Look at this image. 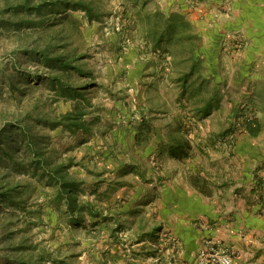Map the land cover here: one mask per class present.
I'll return each instance as SVG.
<instances>
[{
    "label": "rangeland",
    "instance_id": "1",
    "mask_svg": "<svg viewBox=\"0 0 264 264\" xmlns=\"http://www.w3.org/2000/svg\"><path fill=\"white\" fill-rule=\"evenodd\" d=\"M5 1L14 3L0 0V128L21 125L17 121L28 119L33 134L53 158L71 159L69 172L82 182L78 199L92 203L100 217L84 215L79 226L68 227L66 218L46 202L45 193L51 190L29 178L33 184L28 203L39 209L40 218H33L26 228L20 213L13 217L10 208L0 207V264H14L11 249L21 244H26L25 253H33V258L44 253L46 264H192L183 260L182 253H158L159 238L158 243L152 240L148 231L156 213L151 214L150 205L148 212L143 208L154 202L163 181L168 182L163 171L183 169L184 165L167 159L166 153L158 150L165 142L158 141L167 142L180 129L179 135L190 142L194 156L199 153L206 169L215 171L218 156L222 170L226 160L238 164L241 157L234 148L239 139L249 136L245 124L263 125L259 117L263 109L258 103L264 100V82L256 83L254 97H240L246 90L244 82L216 84L211 76H203L204 57H197L200 41L191 28L194 46L190 60L177 44L162 43L167 55L152 50L149 33L156 25L157 32H162L165 17L180 12H167L163 0H84L94 6L100 20L89 23L81 11L67 8L62 13L54 8L51 13L44 12L53 18L46 19L41 28L21 31L11 26L17 19L5 13ZM45 42L51 45L50 53L56 50L68 57L78 56L75 67L82 69V76L71 70L63 82L85 91L90 104L83 119L85 130L70 133L47 125L71 112L75 101L56 98L45 81L49 69L30 54L32 49H43ZM221 48L226 56L235 57L244 49V42L240 38L230 43L223 40ZM194 63L189 87L182 94L177 80L181 73H189ZM26 74L39 80L21 86ZM12 83L15 91L10 88ZM190 90L193 94L189 96ZM210 98L216 99L217 106L206 116L197 113ZM26 124L23 121L22 126ZM258 171L264 174V167L252 172L256 191L263 194L264 176L255 175ZM17 181L25 183L22 175L15 174ZM218 244L231 250L225 243Z\"/></svg>",
    "mask_w": 264,
    "mask_h": 264
},
{
    "label": "crops",
    "instance_id": "2",
    "mask_svg": "<svg viewBox=\"0 0 264 264\" xmlns=\"http://www.w3.org/2000/svg\"><path fill=\"white\" fill-rule=\"evenodd\" d=\"M163 1L167 12L180 10L177 15L184 18L200 41L197 57H204L203 76H211L216 84L244 82L249 91L240 97H254L256 83L264 82V0H197L194 5L186 0ZM236 38L243 40L244 49L228 57L221 42L230 43ZM258 104L263 109L259 113L263 120L262 128L258 126L261 132L254 139L243 136L235 143L234 149L241 157L238 164L226 160L222 170L218 156L214 159L215 171L211 172L201 163L205 161L199 153L194 156L195 152L190 151L187 159L176 162L184 164L183 169L163 171L168 182L163 181L154 202L143 208L148 212L152 206L151 214L156 213L148 229L152 240L158 243L157 235L169 230L181 242L179 253L185 261L196 264L197 250L205 239H210L215 244L229 245L235 254L233 264H264V192L256 191L252 173L264 167V100ZM233 106L230 105L232 110ZM161 142L166 143L160 139L158 144ZM255 175L264 176L261 171ZM197 221L201 224L197 225ZM161 252L171 253L167 247L158 251Z\"/></svg>",
    "mask_w": 264,
    "mask_h": 264
},
{
    "label": "trees",
    "instance_id": "3",
    "mask_svg": "<svg viewBox=\"0 0 264 264\" xmlns=\"http://www.w3.org/2000/svg\"><path fill=\"white\" fill-rule=\"evenodd\" d=\"M12 1L14 3L5 1L7 7L5 13L9 15L10 19H17L16 22L13 21V25L11 24L16 31H21L26 28H41V24H43L46 19L53 18V16L48 15L49 13L46 14L44 12H50L54 8L58 11L62 10V13H64L67 8H71L73 11H81L84 18L89 23L100 20V15L94 6L84 0ZM9 23L12 22L9 21ZM158 26L159 25H156L155 30L149 33V36L152 37V50L155 52L162 51L167 55L169 51L165 46H162V43L177 44L180 48L179 50L188 56L186 59L190 60L193 53L194 36L191 34V31H189V24L183 22L181 17L176 15L165 17L164 30L162 32H157L159 29ZM181 27H183V29L178 30ZM34 31L32 32H37ZM38 35L40 34L38 33ZM48 35L49 34H47V36ZM49 48H51V45L49 42H45L43 49H32V53L30 54L35 56L40 62H43L47 69H49L50 75L45 78V81L50 85L56 98L73 100L75 102L71 112L60 115L57 120L48 121V124L46 121L45 123L50 125L51 128L62 127L65 131L70 133L85 130L83 119L89 114L87 109L90 105L88 101H86L85 91L82 87H73L63 82V77L67 78L71 70H74V72L82 76V69L78 66L75 67V61L78 59V56L68 57L67 54L57 53L56 50L50 53ZM194 70L195 63L190 68L189 73H181L179 76L177 81L182 94H184L189 87L187 81ZM34 78L39 80L37 76ZM34 78L30 77L29 74L23 75L25 81L22 82L21 86L27 87L35 82L36 79ZM10 88L12 91L16 89L13 83ZM200 89L201 85L198 86L197 90ZM192 94L190 90L189 96ZM215 106H217L216 99H207L201 107L197 108V113L206 116ZM27 117H29V115H27ZM27 120L28 119H22L21 121H17L21 122V125L4 124L0 128V207L10 208V214L13 217H16L15 214L20 213V216L24 218L23 225H26V228L28 225H31L33 218L39 219L41 212L39 209H34L33 206L28 203L27 199L31 193L33 184L29 180L33 179L36 180L37 183L42 184L43 188L51 190L45 193L46 202L50 207H55L56 212L66 218V225L68 227L79 226L84 215H88L90 218L94 219L99 218L100 213L92 203H85L78 199L82 182L78 181L69 172L71 168V159L58 160L57 158H53L43 147L39 139L33 134V127ZM23 121L27 122L25 126H22ZM39 123L42 122L39 121ZM245 129L251 137H257L260 132L259 127H254L252 123H246ZM179 134L180 129L170 140L164 143L165 149L163 147L158 148L161 152H165L169 158L177 161L187 159L191 151L190 142ZM15 174L22 175L25 183L22 184L21 181L14 182ZM12 230V228L9 229L10 235H12L10 237L14 235ZM26 250H28L26 244L12 247L10 253L12 262L14 264H46L45 262L47 261L44 259V253L39 252L37 257L33 258V253H27L26 255ZM52 262L53 264L61 263L58 261Z\"/></svg>",
    "mask_w": 264,
    "mask_h": 264
},
{
    "label": "built area",
    "instance_id": "4",
    "mask_svg": "<svg viewBox=\"0 0 264 264\" xmlns=\"http://www.w3.org/2000/svg\"><path fill=\"white\" fill-rule=\"evenodd\" d=\"M193 4L195 0H186ZM159 246L161 249L167 247L171 253L178 254L181 249L180 241L169 233H161L159 236ZM234 253L227 247L213 243L210 239H205L197 250L196 264H233Z\"/></svg>",
    "mask_w": 264,
    "mask_h": 264
}]
</instances>
